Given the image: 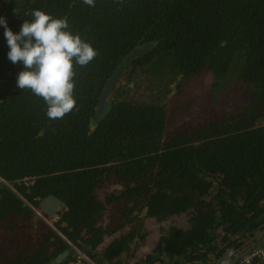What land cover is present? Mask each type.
<instances>
[{
  "label": "trees",
  "instance_id": "obj_1",
  "mask_svg": "<svg viewBox=\"0 0 264 264\" xmlns=\"http://www.w3.org/2000/svg\"><path fill=\"white\" fill-rule=\"evenodd\" d=\"M202 73V113L178 118L171 96ZM48 195L54 226L25 244ZM63 238L97 264L264 243V0H0V264H80Z\"/></svg>",
  "mask_w": 264,
  "mask_h": 264
},
{
  "label": "rangeland",
  "instance_id": "obj_2",
  "mask_svg": "<svg viewBox=\"0 0 264 264\" xmlns=\"http://www.w3.org/2000/svg\"><path fill=\"white\" fill-rule=\"evenodd\" d=\"M210 80V75L208 73H202L196 77H193L188 86L181 90L179 93H176L174 96H171V102L176 105H180V110L178 112V118L186 119H197L202 113V105L206 101L205 92L207 84ZM133 97L136 98L137 94L134 91L130 93ZM170 103V102H169ZM189 103V105H187ZM171 104V103H170ZM172 105V104H171ZM110 187L106 191H110ZM33 220H36L34 218ZM168 222V221H167ZM53 222L48 219H43L41 222L36 220V223L33 224L34 236L24 237L23 243L25 244H34L37 242V234L43 230L44 226H52ZM157 224V223H156ZM150 233L148 235L147 241L155 240L157 233L155 224H146ZM158 226V224H157ZM78 262H84L83 260H78ZM84 264V263H83Z\"/></svg>",
  "mask_w": 264,
  "mask_h": 264
},
{
  "label": "water",
  "instance_id": "obj_3",
  "mask_svg": "<svg viewBox=\"0 0 264 264\" xmlns=\"http://www.w3.org/2000/svg\"><path fill=\"white\" fill-rule=\"evenodd\" d=\"M152 44L148 43V44H142L140 46H137L135 48H133L119 63V65L115 68V70L113 71V73L111 74L110 78L107 80L104 89L102 90V94L101 97L99 99V105L97 108V116H99L103 111H104V102H105V96L107 95L108 91L110 90L111 85L116 82V80L118 79V75L121 71V69L124 67V65L129 62L134 56H136L137 54H140L142 52H144L145 50H147L149 47H151ZM66 79L65 76L61 77L57 83L55 84L54 88H53V92H56L58 90V88L60 87V85L62 84V82ZM53 104H54V118L52 120V122L57 118V116L59 115L61 109L57 103V101L55 99H53ZM51 122V123H52ZM51 125V124H49ZM60 204V200L53 196V195H48L47 197H45L43 199V201L40 204V208L46 212L49 215H53L54 213L58 212V207ZM260 242H256L253 243L252 245H250L248 248H246L244 251H242L241 253L237 254L235 257H233L231 260H228L225 264H232L235 261H237L238 259H240L242 256L246 255L250 250H252L255 246L259 245Z\"/></svg>",
  "mask_w": 264,
  "mask_h": 264
},
{
  "label": "clouds",
  "instance_id": "obj_4",
  "mask_svg": "<svg viewBox=\"0 0 264 264\" xmlns=\"http://www.w3.org/2000/svg\"><path fill=\"white\" fill-rule=\"evenodd\" d=\"M38 207V206H37ZM31 209V208H30ZM38 209L41 211V213L43 214V218H39V217H37L36 215H35V213L33 212V214H34V216H33V219L34 218H36V220L38 221V222H41L43 219H48L47 218V216H46V214L42 211V209L40 208V207H38ZM32 210V209H31ZM33 211V210H32ZM31 220V226L33 227V224H35L36 223V220ZM49 220V219H48ZM52 226H54V225H52ZM51 226V227H52ZM42 231L43 230H41L40 231V233L39 234H41L42 233ZM68 244H69V246H70V248H72V252H73V254H75L76 255V257H77V259L78 260H83L84 262H79L80 264H83V263H87V264H97V262L96 261H94L88 254H86L85 252H83L81 249H78V248H76L72 243H70L67 239H65V238H63ZM55 247H56V244L54 245ZM239 260V259H238ZM235 262H237V261H235ZM234 262V263H235Z\"/></svg>",
  "mask_w": 264,
  "mask_h": 264
},
{
  "label": "built area",
  "instance_id": "obj_5",
  "mask_svg": "<svg viewBox=\"0 0 264 264\" xmlns=\"http://www.w3.org/2000/svg\"><path fill=\"white\" fill-rule=\"evenodd\" d=\"M30 208L33 210V212L35 213V215L39 218H43V214L41 213V211L38 209L37 206H32L30 205ZM261 257L262 259H264V243L259 244L257 246H255L252 250H250L246 255L242 256L238 262L232 263V264H239L240 262H245V264L250 263V261L254 258V257Z\"/></svg>",
  "mask_w": 264,
  "mask_h": 264
},
{
  "label": "flooded vegetation",
  "instance_id": "obj_6",
  "mask_svg": "<svg viewBox=\"0 0 264 264\" xmlns=\"http://www.w3.org/2000/svg\"><path fill=\"white\" fill-rule=\"evenodd\" d=\"M99 102H100V101H98V105H99ZM97 114H98V112H97ZM53 116H54V113H53V115H52L51 118H50V122H49V124H51V122H52V120H53V118H54Z\"/></svg>",
  "mask_w": 264,
  "mask_h": 264
}]
</instances>
